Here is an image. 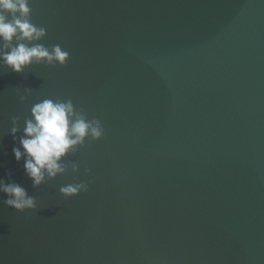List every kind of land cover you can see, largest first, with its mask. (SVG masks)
Returning a JSON list of instances; mask_svg holds the SVG:
<instances>
[{
    "label": "water",
    "instance_id": "water-1",
    "mask_svg": "<svg viewBox=\"0 0 264 264\" xmlns=\"http://www.w3.org/2000/svg\"><path fill=\"white\" fill-rule=\"evenodd\" d=\"M29 6L39 43L70 58L0 68V179L37 201L19 213L0 193V264H264V0ZM45 98L72 100L104 135L33 188L12 149Z\"/></svg>",
    "mask_w": 264,
    "mask_h": 264
},
{
    "label": "clouds",
    "instance_id": "clouds-1",
    "mask_svg": "<svg viewBox=\"0 0 264 264\" xmlns=\"http://www.w3.org/2000/svg\"><path fill=\"white\" fill-rule=\"evenodd\" d=\"M30 2L0 0V68H8L16 74L24 72L34 63L64 66L70 58L69 52L59 44L48 48L39 43L47 31L32 22ZM27 91L30 94V90ZM19 99L23 103L26 97L20 96ZM10 132L16 142L20 132L19 117L12 118ZM103 135L100 120L88 119L84 109H77L72 100L45 98L32 105L30 117L24 120L18 146L13 147L12 153L17 163L23 160L24 171L32 187L39 188L67 172L64 159L84 147L86 139L100 140ZM71 171L78 172L79 165L73 162ZM87 191L88 185L84 182L59 188L65 198ZM0 193L7 197L2 203L16 212L37 209L36 198L17 183H6L0 179Z\"/></svg>",
    "mask_w": 264,
    "mask_h": 264
}]
</instances>
